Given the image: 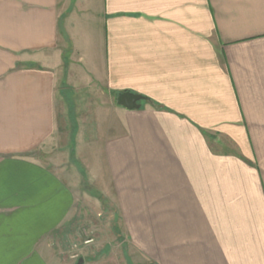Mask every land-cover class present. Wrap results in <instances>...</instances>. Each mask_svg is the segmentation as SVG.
Listing matches in <instances>:
<instances>
[{
	"label": "crops",
	"instance_id": "obj_1",
	"mask_svg": "<svg viewBox=\"0 0 264 264\" xmlns=\"http://www.w3.org/2000/svg\"><path fill=\"white\" fill-rule=\"evenodd\" d=\"M80 172L156 264H264V0H0V264H54Z\"/></svg>",
	"mask_w": 264,
	"mask_h": 264
},
{
	"label": "rangeland",
	"instance_id": "obj_2",
	"mask_svg": "<svg viewBox=\"0 0 264 264\" xmlns=\"http://www.w3.org/2000/svg\"><path fill=\"white\" fill-rule=\"evenodd\" d=\"M78 29H74L77 45L81 39ZM81 98H77L79 106ZM71 161L64 158L52 164L66 163L68 167ZM54 169L62 175L66 172L62 168ZM80 173L70 180L72 186L81 189L70 218L48 236L49 242L53 243L54 264H156L132 246L123 225L113 215L114 208L106 207L94 198L92 177ZM79 259H82L80 263Z\"/></svg>",
	"mask_w": 264,
	"mask_h": 264
},
{
	"label": "water",
	"instance_id": "obj_3",
	"mask_svg": "<svg viewBox=\"0 0 264 264\" xmlns=\"http://www.w3.org/2000/svg\"><path fill=\"white\" fill-rule=\"evenodd\" d=\"M141 99V96L140 95H137V94H132L128 91H124V92H121L120 94H118L117 96V104L124 107V108H127V109H132V108H135L137 106L136 102ZM82 261V259H79V262L80 263Z\"/></svg>",
	"mask_w": 264,
	"mask_h": 264
},
{
	"label": "built area",
	"instance_id": "obj_4",
	"mask_svg": "<svg viewBox=\"0 0 264 264\" xmlns=\"http://www.w3.org/2000/svg\"><path fill=\"white\" fill-rule=\"evenodd\" d=\"M90 241V240H87V242Z\"/></svg>",
	"mask_w": 264,
	"mask_h": 264
}]
</instances>
